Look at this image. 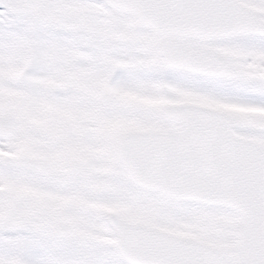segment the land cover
<instances>
[{
  "label": "snow or ice",
  "instance_id": "1",
  "mask_svg": "<svg viewBox=\"0 0 264 264\" xmlns=\"http://www.w3.org/2000/svg\"><path fill=\"white\" fill-rule=\"evenodd\" d=\"M0 264H264V0H0Z\"/></svg>",
  "mask_w": 264,
  "mask_h": 264
}]
</instances>
